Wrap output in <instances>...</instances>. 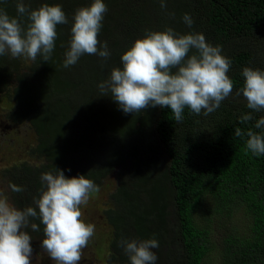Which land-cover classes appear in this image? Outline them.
Masks as SVG:
<instances>
[{
  "label": "trees",
  "instance_id": "trees-1",
  "mask_svg": "<svg viewBox=\"0 0 264 264\" xmlns=\"http://www.w3.org/2000/svg\"><path fill=\"white\" fill-rule=\"evenodd\" d=\"M119 1L103 0L108 11L99 36L116 37L114 10ZM193 1L192 5H182L180 0L171 3L178 20L185 13L190 14L192 27L182 20L179 30L169 23L166 28L189 34L197 33L199 25L206 40L219 46L239 39L251 47L253 41L264 35V0ZM24 3L33 10L45 3L59 4L69 23L57 26L56 46L47 63L38 56L25 73L19 58L0 56V94H9L14 102L8 116L17 123H30L38 137L31 154L45 158L43 164L25 163L9 171L12 184L25 189L12 192L17 205L34 206L33 197L44 187L40 180L42 173L54 172L56 168L63 170L68 178L84 175L96 185L121 168V183L111 196L114 207L105 211L113 228L107 264H130L119 246L122 239H156L159 242V248L153 249L158 257L156 264H163V257L166 264L167 261L168 264H204L213 250L212 228L200 226L196 213L207 199L211 202L213 220L217 216L230 219L239 209L250 217L246 231L232 230L224 238L218 252L221 264H264V155L257 157L250 151L246 154L248 137L235 136L236 128L245 133L264 131L254 127L264 117L263 111L253 112L246 103L223 101L207 116L190 114L186 108L184 120L177 123L167 108L149 106L142 112L125 114L113 101L97 103L98 85L109 78L105 76L106 68H122L121 56L135 42L119 48V41H114L118 48L110 51L106 61L85 54L74 66L64 68L75 10L90 6L93 0H24ZM149 3L150 0H144L141 10ZM16 4L17 0H0V8L12 17L17 16ZM125 8L130 12L128 6ZM22 20L26 24L27 18ZM248 49L243 48L230 57L228 75L235 91L243 86L245 67L259 69L256 56ZM250 112L253 120L240 123V117ZM153 126L169 158L167 165L156 150H144L130 143L143 138L145 131ZM108 138L113 141L104 157H99L101 143ZM172 214L175 238L170 222ZM34 222L40 224L39 220ZM29 234L32 241H43V225L40 224L38 232L29 229ZM176 241L180 249L172 251L173 257L169 251Z\"/></svg>",
  "mask_w": 264,
  "mask_h": 264
},
{
  "label": "clouds",
  "instance_id": "clouds-1",
  "mask_svg": "<svg viewBox=\"0 0 264 264\" xmlns=\"http://www.w3.org/2000/svg\"><path fill=\"white\" fill-rule=\"evenodd\" d=\"M159 3L162 9L167 8V0ZM16 10L17 16L12 17L0 8V56L32 61L39 56L47 63L56 46L57 26L69 23L62 6L45 3L33 10L24 0H17ZM107 11L103 0H93L90 6L76 10L64 68L74 66L85 54L105 61L110 57L107 42L98 39ZM182 19L192 27L190 14L185 13ZM121 63L122 68L112 69L109 78L98 87L101 96H110L125 114L159 106L170 109L180 123L186 108L190 114L207 116L234 90L228 75L231 59L222 55L221 46L208 43L201 33L178 34L172 28L148 31L121 56ZM242 76L244 83L236 96L242 95L246 107L253 112L264 111V70L245 67ZM252 120L251 112L240 117L242 124ZM254 127L264 129V117ZM245 135L246 154L250 151L257 157L264 155V131L245 133L236 128V137ZM40 180L44 187L33 197L34 206L18 209L7 195L0 193V264H32L33 238L29 229L38 232L40 224L44 237L40 247L55 264H79L83 249L95 234V225L82 219L81 208L100 191L94 181L84 175L68 178L58 168L42 173ZM9 188L14 193L25 191L12 183ZM119 246L130 264H156L158 260L153 251L159 248L156 239H122Z\"/></svg>",
  "mask_w": 264,
  "mask_h": 264
},
{
  "label": "rangeland",
  "instance_id": "rangeland-1",
  "mask_svg": "<svg viewBox=\"0 0 264 264\" xmlns=\"http://www.w3.org/2000/svg\"><path fill=\"white\" fill-rule=\"evenodd\" d=\"M173 1L174 0H167V8L162 9L159 0H150V5L142 11L141 9L143 7L144 0H120L116 5L117 10H114V17L117 24L115 34L116 37L110 38L99 36L98 39L101 43L106 41L109 51H112L118 48L115 47L114 41H119V48L128 47L129 43H133L138 39H143L147 31L164 30L168 27V23L171 27L179 30L180 27L178 24H180L183 19L179 17L180 19L178 20V17L172 15L174 5H171V3ZM186 3L192 5L194 1L180 0V4L184 5ZM125 5L129 7L130 12L126 10ZM79 8H83V6H80L77 9ZM197 27V33H202V31H204V29L200 28L199 25ZM206 41L213 46H219L211 40ZM253 42L254 45L251 47L248 46L244 40L239 39L226 45H220L222 47V55L230 58L233 54L236 56V53L241 51V49L250 48L247 51L256 56V66L259 69L264 70V35H262L257 41ZM19 60L21 61V69L25 73L31 69V66L34 63L32 60L24 59L22 57L19 58ZM106 69L107 72L105 76L109 77L112 69ZM106 80L107 78L104 79V81ZM236 92L237 91L233 90L232 95L224 101L246 103V100L242 95L239 97L236 96ZM8 95L9 94L7 93L0 94V193L7 195L10 202L18 209H23L17 205L15 196L9 188V184L13 181L12 174L9 171H13V168L20 167L25 163L30 165L43 164L45 162V158H40L31 154L32 149L37 146L38 137L30 123H17L9 118L8 111L14 108V102L8 97ZM77 97L80 96L77 95ZM112 101L113 99L110 96H101V92L97 98V103L112 104ZM112 141V138H108L101 143V151L98 153L99 157L102 155L104 157L105 153H107V148H109ZM130 143L137 145L144 150H156L159 154V158L163 161V164L167 165L169 163V158L164 152L154 126L145 131V136L143 138L138 140L133 139ZM121 173V168H117L111 172L102 180V183L98 185L100 188L99 193L94 194L86 205L81 206L83 213L82 219L86 223L95 225V234L90 240L88 246L83 249L82 258L79 264H107L106 259L110 253L113 228L106 219L105 211L114 207L111 196L121 183ZM210 210L211 202L207 199L204 202V205L200 207L196 213V221L200 226L212 228L211 241L213 243V250L204 264H221L218 252L219 249H221V244L223 243L224 238L232 230H236L241 233L246 231L250 225V217L243 209H239L230 219H221V217L217 216L218 219L213 220L214 217L211 218ZM171 211H173L174 214L173 208H171ZM173 214L170 217V222L173 230L175 231V238L176 228L174 227L175 218ZM31 243L34 250L32 264H55L47 253L41 249V240H33ZM179 249V242L176 241V245L171 247L169 254L174 257L175 254H173L172 251H178ZM168 250L169 249L166 251ZM162 259L165 262V258L163 257ZM164 262L163 264H166V262Z\"/></svg>",
  "mask_w": 264,
  "mask_h": 264
}]
</instances>
